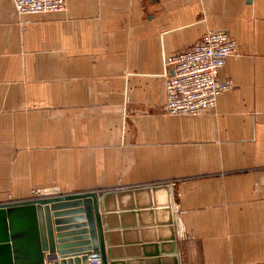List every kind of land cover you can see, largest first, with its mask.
Here are the masks:
<instances>
[{"label":"crops","instance_id":"0c3cea01","mask_svg":"<svg viewBox=\"0 0 264 264\" xmlns=\"http://www.w3.org/2000/svg\"><path fill=\"white\" fill-rule=\"evenodd\" d=\"M218 30L233 89L170 115L165 57ZM86 191L113 264H264V0H0V203Z\"/></svg>","mask_w":264,"mask_h":264},{"label":"water","instance_id":"95a60500","mask_svg":"<svg viewBox=\"0 0 264 264\" xmlns=\"http://www.w3.org/2000/svg\"><path fill=\"white\" fill-rule=\"evenodd\" d=\"M106 194L40 193L29 199L0 203V264H113L101 212ZM63 216L71 217L59 218ZM67 221L79 223L60 226ZM68 228L80 230L59 233ZM73 247L77 248L67 250ZM93 253L97 257L88 256Z\"/></svg>","mask_w":264,"mask_h":264},{"label":"built area","instance_id":"2783aa9c","mask_svg":"<svg viewBox=\"0 0 264 264\" xmlns=\"http://www.w3.org/2000/svg\"><path fill=\"white\" fill-rule=\"evenodd\" d=\"M17 12L43 14L66 9L69 0H13ZM239 52L236 39L226 30L205 34L193 46L167 55L166 111L170 115H199L214 108L219 97L233 89L232 79L222 80L220 70ZM48 264H53L49 262ZM90 264H100L98 261Z\"/></svg>","mask_w":264,"mask_h":264},{"label":"rangeland","instance_id":"374dc122","mask_svg":"<svg viewBox=\"0 0 264 264\" xmlns=\"http://www.w3.org/2000/svg\"><path fill=\"white\" fill-rule=\"evenodd\" d=\"M167 264H175V260L169 257L168 261H167Z\"/></svg>","mask_w":264,"mask_h":264}]
</instances>
